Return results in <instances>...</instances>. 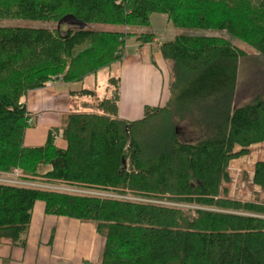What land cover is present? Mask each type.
Segmentation results:
<instances>
[{"label":"trees","instance_id":"obj_1","mask_svg":"<svg viewBox=\"0 0 264 264\" xmlns=\"http://www.w3.org/2000/svg\"><path fill=\"white\" fill-rule=\"evenodd\" d=\"M245 7L248 19L239 24L233 12ZM67 9L86 29L0 26V175L19 169L30 181L168 197L198 209L0 185V241L24 248L42 201L47 215L95 225L103 241L98 264H264V204L225 197L231 163L264 145V91L236 107L247 54L228 41L186 33L225 30L264 57V0H0L1 19L46 23ZM153 14L184 31L161 48L172 66L167 105L147 107L141 120H123L121 83L112 78L109 96L96 99L97 107L86 104L84 112L64 116L63 148L54 131L44 146H25L32 116L23 97L53 77L80 83L122 61L128 33L93 27L149 29ZM153 36L137 40L152 43ZM186 122L196 135L189 143L178 132ZM253 182L264 191V159L254 167Z\"/></svg>","mask_w":264,"mask_h":264},{"label":"crops","instance_id":"obj_2","mask_svg":"<svg viewBox=\"0 0 264 264\" xmlns=\"http://www.w3.org/2000/svg\"><path fill=\"white\" fill-rule=\"evenodd\" d=\"M130 42L122 61L88 76L83 82L59 80L29 92L22 102L26 103L34 124L26 132L25 146H44L53 130L62 134L64 116L84 110L86 102L93 101L91 98L108 97V83L112 78L121 83V119L138 121L147 107H165L170 98L171 64L159 51H153L154 45ZM89 80L93 81L89 83ZM57 140L58 145L65 143L61 136ZM102 249L103 241L94 224L47 215L44 202L38 201L26 246L21 248L1 240L0 264H98Z\"/></svg>","mask_w":264,"mask_h":264},{"label":"rangeland","instance_id":"obj_3","mask_svg":"<svg viewBox=\"0 0 264 264\" xmlns=\"http://www.w3.org/2000/svg\"><path fill=\"white\" fill-rule=\"evenodd\" d=\"M69 13V9L62 11L54 20H51L46 23H38V22H30L25 20H19V19H1L0 18V26L1 27H33V28H48L53 31H69L70 29H73L74 23L76 20L74 17ZM233 16L236 19V22L241 24V21L247 20L246 13H249L248 8L245 7L244 11H234ZM257 15H254L257 18ZM166 15L163 14H153L151 17V25L149 29H142L134 24L131 26L127 25H113V24H101L96 25L94 30L101 31V32H107V33H128L129 37L127 38L126 45L129 41L133 42L136 40L137 42H140L137 40L138 38H141L144 35H148L152 33L153 36V42L152 43H143L142 45H151L153 46V51L157 52L159 51L161 56L162 54V46L165 44L175 40L174 37L178 36L180 33L184 31L177 30L174 25L171 22H167V19L164 17ZM167 17V16H166ZM260 20V19H257ZM247 24L249 25V22L247 21ZM240 30L242 32V29L240 27ZM187 34H190L195 37H206L211 39H222L225 42L228 41L234 45H236L240 50L244 51L247 54V57L241 61L240 63V74L238 79V88H237V94H236V107H242L246 105L248 102H250L257 94L264 91V57L259 55L257 51L254 49L253 44L248 43L244 40L234 38L230 34H228L227 31H191L186 32ZM175 37V38H176ZM131 42L129 44H131ZM131 51H128L130 53ZM163 59H165L163 57ZM166 60V59H165ZM168 62V61H167ZM169 63V62H168ZM93 81V80H92ZM89 80V83L92 82ZM55 82V77H53L46 85H52V83ZM88 95V93H86ZM110 94V93H108ZM27 96V95H26ZM24 96V97H26ZM23 97V98H24ZM91 102H86L88 105H92L94 107H97V101L95 98H91ZM23 100V99H22ZM90 100V99H89ZM23 104L26 105V103L23 102ZM27 107V106H26ZM85 110L80 109L77 112H84ZM30 128L33 126V120L31 118L30 120ZM63 130V129H62ZM54 132H57L55 134V144L58 147H64L61 144H57V137L63 140V131L62 134H60L59 130H53ZM179 135L181 137L182 142L189 143L187 141H194L196 135L193 131V128L191 125H189L187 122L183 123L179 127ZM239 151V149H236ZM264 159V145L255 147L251 150L250 155H248L245 158H242L237 161H233L231 163V166L229 168L230 172V183L225 186V189L227 190V194L225 197H227L228 200L235 201L241 204H257V205H263L264 204V191L256 186L253 182V173H254V167L257 162L262 161ZM127 167L128 170L130 169V160H127ZM22 173V172H21ZM4 175H11L10 173H6ZM2 177V176H0ZM25 179L28 180L25 176ZM29 181V180H28ZM36 183H43L40 181H36ZM53 186L60 185V183L52 182V183H46L41 184L40 189L43 188L44 185H50ZM40 184L37 185L36 188H38ZM39 189V190H40ZM47 190V189H46ZM45 191V190H44ZM50 193H56L60 194L58 192L50 190ZM116 193L115 191H111ZM127 192V193H126ZM125 191L122 193V196L127 197L128 199L137 198L140 200H143L145 203L156 202L155 204H145V205H155V206H161L165 207L167 209H174V210H180V211H186V210H196L197 207L181 204L178 202H174L171 200H165L167 198L159 197L150 199L149 197H139L138 195H132L131 192ZM90 194L96 195L97 197L102 198H110L113 197L114 194L112 193H102L98 191H91ZM118 194V193H117ZM61 195H68L64 194V192ZM70 196V195H68ZM130 196V197H129ZM129 202V201H127ZM131 203V202H130ZM136 204V203H135ZM137 204H143L142 202L137 201Z\"/></svg>","mask_w":264,"mask_h":264},{"label":"built area","instance_id":"obj_4","mask_svg":"<svg viewBox=\"0 0 264 264\" xmlns=\"http://www.w3.org/2000/svg\"><path fill=\"white\" fill-rule=\"evenodd\" d=\"M11 175H4L1 174L0 176V185H7V186H14V187H21V188H30V189H40V186L46 183H36V181H28L25 179V176L21 173L19 169L14 170ZM40 184L37 187V185ZM42 184V185H41ZM45 189H40L42 191H48L51 192L55 191L60 194L64 192V194H68L70 196L74 197H82V198H92V199H109V200H117V201H123V202H131V203H136L137 201L142 202L143 204H155L156 202H151L149 201L148 203H145L143 200L137 199V198H132L128 199L125 196H122L121 194H117L111 191H105V190H98V189H91L83 186H74V185H69L66 183H60V185L53 186L52 184L50 185H44ZM47 189V190H46ZM91 191H98L102 193H112L114 194L113 197L110 198H102V197H97L96 195L90 194L89 192ZM130 197V196H129Z\"/></svg>","mask_w":264,"mask_h":264},{"label":"water","instance_id":"obj_5","mask_svg":"<svg viewBox=\"0 0 264 264\" xmlns=\"http://www.w3.org/2000/svg\"><path fill=\"white\" fill-rule=\"evenodd\" d=\"M74 26L75 27H78V28H80V29H82V30H84V29H86V24H84V23H82V22H75L74 23Z\"/></svg>","mask_w":264,"mask_h":264},{"label":"bare ground","instance_id":"obj_6","mask_svg":"<svg viewBox=\"0 0 264 264\" xmlns=\"http://www.w3.org/2000/svg\"><path fill=\"white\" fill-rule=\"evenodd\" d=\"M79 186V185H78Z\"/></svg>","mask_w":264,"mask_h":264}]
</instances>
